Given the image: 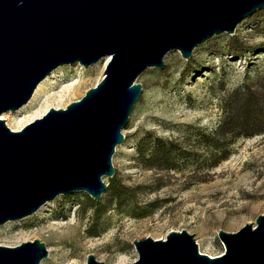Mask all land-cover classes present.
<instances>
[{
	"label": "water",
	"instance_id": "95a60500",
	"mask_svg": "<svg viewBox=\"0 0 264 264\" xmlns=\"http://www.w3.org/2000/svg\"><path fill=\"white\" fill-rule=\"evenodd\" d=\"M264 7V0H0V114L27 102L56 67L107 57L100 80L63 108L49 107L18 130L0 118V225L34 213L60 194L96 200L112 177L111 155L141 93L146 68L177 50L187 59L203 40ZM217 256L200 253L185 230L133 239L125 264H264V212L235 232L218 229ZM33 239L0 245V264H39ZM83 264H103L87 254Z\"/></svg>",
	"mask_w": 264,
	"mask_h": 264
},
{
	"label": "rangeland",
	"instance_id": "374dc122",
	"mask_svg": "<svg viewBox=\"0 0 264 264\" xmlns=\"http://www.w3.org/2000/svg\"><path fill=\"white\" fill-rule=\"evenodd\" d=\"M106 60L56 67L25 104L0 118L18 130L49 107L63 108L100 80ZM163 62L136 79L141 93L111 155L114 174L101 177L105 189L99 197L82 191L57 195L34 213L1 224L0 245L38 239L47 250L39 264H83L89 253L103 264H125L136 258L133 239H162L183 229L200 253L217 256L223 252L218 229L235 232L264 212V132L235 138L213 166L208 144L197 141L200 131L216 126L226 92L264 74V7L232 34L198 43L187 59L170 50ZM146 132L178 142L174 168L146 169L137 162L135 143ZM152 201L156 207L148 212Z\"/></svg>",
	"mask_w": 264,
	"mask_h": 264
},
{
	"label": "trees",
	"instance_id": "16d2710c",
	"mask_svg": "<svg viewBox=\"0 0 264 264\" xmlns=\"http://www.w3.org/2000/svg\"><path fill=\"white\" fill-rule=\"evenodd\" d=\"M237 47H232L236 50ZM220 106L222 114L212 131L199 132L197 141H205L211 149L209 166L228 155L226 146L237 137L264 132V74L252 82L226 92ZM136 160L146 169H172L174 158L180 153L178 142L145 133L134 147ZM111 186L114 178L109 179ZM122 191L124 186H118ZM156 207L154 201L147 204L148 212Z\"/></svg>",
	"mask_w": 264,
	"mask_h": 264
},
{
	"label": "bare ground",
	"instance_id": "6f19581e",
	"mask_svg": "<svg viewBox=\"0 0 264 264\" xmlns=\"http://www.w3.org/2000/svg\"><path fill=\"white\" fill-rule=\"evenodd\" d=\"M103 58H104L105 60L107 59V57H103ZM72 83H73V82H72V80H71V82H70L69 84L64 85V87H66L67 85H71ZM40 85H41V84H40ZM40 85H39V86H40ZM37 86H38V85H37ZM37 86H36V87H37ZM39 86H38V87H39ZM68 87H69V86H68ZM37 90H38V88H37ZM37 90H36V91H37ZM38 112H39V111H36L35 113L37 114ZM1 119H2V118H1Z\"/></svg>",
	"mask_w": 264,
	"mask_h": 264
}]
</instances>
